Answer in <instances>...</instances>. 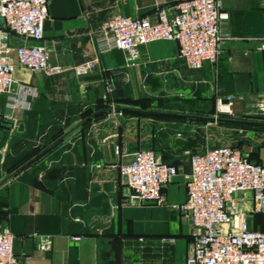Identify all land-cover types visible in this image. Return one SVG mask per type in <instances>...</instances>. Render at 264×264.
<instances>
[{"label": "crops", "instance_id": "0c3cea01", "mask_svg": "<svg viewBox=\"0 0 264 264\" xmlns=\"http://www.w3.org/2000/svg\"><path fill=\"white\" fill-rule=\"evenodd\" d=\"M173 7L166 0H47L42 43L60 71L46 75L17 66L16 84L35 95L10 109L0 94V226L12 234L21 264H186L193 249L191 224L169 207L124 201L119 167L133 154L132 136L124 132L132 128L129 122L215 121L118 109L215 118L216 96L235 95L232 112L259 110L264 122V0H222L221 12L238 39L221 46L213 67L197 71L184 67L175 42L149 43L139 61L127 66L122 52L99 54L87 35L114 15L156 20L160 9L171 15ZM5 37L0 41L9 49L5 56L15 64L14 48L23 41L10 33ZM89 60H96V67L77 75L75 69ZM136 97L159 105L127 103ZM176 169L177 177L185 176L189 161L181 173ZM180 185L165 186L168 203L184 201ZM242 196L240 208L248 211L250 193ZM259 219L264 221L250 217L249 227L264 229ZM170 238L173 243L163 241ZM41 240L49 242L46 250H39Z\"/></svg>", "mask_w": 264, "mask_h": 264}, {"label": "built area", "instance_id": "2783aa9c", "mask_svg": "<svg viewBox=\"0 0 264 264\" xmlns=\"http://www.w3.org/2000/svg\"><path fill=\"white\" fill-rule=\"evenodd\" d=\"M166 1L174 3L171 15L164 9L157 12L156 20L118 14L103 21L98 32L89 30L87 35L96 51L102 54L118 50L124 54L126 65L133 66L139 61L143 46L171 41L177 44V57L184 67L197 71L205 65L213 67L221 46L238 39L232 36L228 17L221 12L222 0ZM47 17V0H0V21L5 30L0 33V41L7 33L23 41L14 48L15 64L5 56L9 49L0 42V94L5 95L10 109L19 107L26 96L36 93L16 84L13 72L17 66L46 75L60 71L59 66L50 64L49 51L42 43ZM95 61L79 65L76 74L94 69ZM111 90L107 85L105 91ZM224 99H217L218 110L230 113L232 97ZM260 111L264 115V105ZM119 175L128 206H166L191 224L195 233L186 264H264V229H251L248 225L250 217H264V165L249 161L237 148L218 146L193 154L189 172L184 176L186 195L181 203H168L163 193L165 186L177 176L176 167L163 163L151 150L135 151L119 167ZM244 193L251 196L248 211L240 208ZM12 240L10 231L0 226V264L22 263L13 253ZM163 241L173 243L174 239ZM48 246L47 240L39 242V250Z\"/></svg>", "mask_w": 264, "mask_h": 264}, {"label": "rangeland", "instance_id": "374dc122", "mask_svg": "<svg viewBox=\"0 0 264 264\" xmlns=\"http://www.w3.org/2000/svg\"><path fill=\"white\" fill-rule=\"evenodd\" d=\"M211 88L213 81H210ZM231 108L237 104V96L229 95ZM226 96H216L217 113H211L212 117L227 116L235 120L259 122V110L253 112L223 113L218 110L217 99L225 101ZM249 98V97H247ZM240 101V100H239ZM247 102V101H246ZM129 105L157 106L158 101L151 98L136 97L128 100ZM241 103V101H240ZM243 103V101H242ZM245 103V101H244ZM231 113L235 116L231 117ZM262 118V117H261ZM132 123L125 134H130L128 151L135 152L139 149H148L166 164H175L182 172L188 165L189 158L197 150L214 148L218 146H232L237 148L241 154L252 162L264 165V129L257 127H243L233 124L219 122H129ZM140 127L142 129H140ZM173 182H180V187L185 188L184 175H178ZM263 220L259 219V225ZM19 258V257H18Z\"/></svg>", "mask_w": 264, "mask_h": 264}, {"label": "water", "instance_id": "95a60500", "mask_svg": "<svg viewBox=\"0 0 264 264\" xmlns=\"http://www.w3.org/2000/svg\"><path fill=\"white\" fill-rule=\"evenodd\" d=\"M118 111L139 112V113H144V114L153 115V116H170V117L174 116V117H183V118H189V119H202V120L215 121V122L225 123V124L264 128V122L244 121V120H235V119L205 118V117H197V116H191V115L181 116V115L174 114V113H166V112H159V111H153V110L136 111L132 109H118Z\"/></svg>", "mask_w": 264, "mask_h": 264}, {"label": "trees", "instance_id": "16d2710c", "mask_svg": "<svg viewBox=\"0 0 264 264\" xmlns=\"http://www.w3.org/2000/svg\"><path fill=\"white\" fill-rule=\"evenodd\" d=\"M126 112V111H125ZM133 113V112H132ZM135 113V112H134ZM136 114V113H135ZM239 126V125H238ZM243 127H245V126H243ZM246 127H250V126H246ZM257 128H259V127H257ZM261 129H264V128H261ZM248 160L249 161H251L249 158H248Z\"/></svg>", "mask_w": 264, "mask_h": 264}, {"label": "bare ground", "instance_id": "6f19581e", "mask_svg": "<svg viewBox=\"0 0 264 264\" xmlns=\"http://www.w3.org/2000/svg\"><path fill=\"white\" fill-rule=\"evenodd\" d=\"M225 108L223 107V110H224Z\"/></svg>", "mask_w": 264, "mask_h": 264}]
</instances>
